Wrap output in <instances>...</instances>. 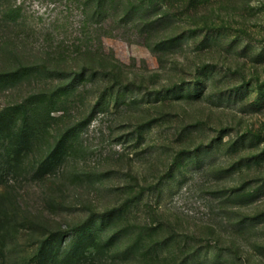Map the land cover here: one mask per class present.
<instances>
[{
	"label": "rangeland",
	"instance_id": "374dc122",
	"mask_svg": "<svg viewBox=\"0 0 264 264\" xmlns=\"http://www.w3.org/2000/svg\"><path fill=\"white\" fill-rule=\"evenodd\" d=\"M231 1L152 32L0 0V111L32 108L0 135V264H264V0Z\"/></svg>",
	"mask_w": 264,
	"mask_h": 264
},
{
	"label": "trees",
	"instance_id": "16d2710c",
	"mask_svg": "<svg viewBox=\"0 0 264 264\" xmlns=\"http://www.w3.org/2000/svg\"><path fill=\"white\" fill-rule=\"evenodd\" d=\"M224 1L230 4L233 3L231 0H224ZM87 3L88 2L82 5H84V7L88 9L91 7V9H93L91 13L92 15L100 14L103 16V14H105L107 11H109V9H111L113 13L111 16L112 20H115L114 17H116L117 14H118L117 17L121 18V20H126L124 19V17L127 18L128 17L127 14H129L132 9H133L132 12H134L136 10H139V7L143 5L145 7L144 12H149L148 13L149 16L156 18L155 20H153V22L150 23V25L152 26L150 28L152 29V32L153 30L157 28H162L167 23L166 21H164V19H161V17L157 18L156 16L157 14H155L154 12L155 8L161 9L163 11L162 15L164 14V15L176 16L181 13V15H185L187 18H190V16L192 15H201L203 11L205 10V7H206L205 4H208L207 7L210 6L209 8L211 11H213L212 13L214 12L216 13L220 11V0H91V3H92L91 5H88ZM114 11L115 12L117 11L118 13L115 15ZM172 11L176 12L177 14L173 13ZM18 12L19 10H17V8L15 9L8 8L7 12L2 11L1 16L3 17L6 14L8 15L11 13L18 14ZM85 12L86 11H84V13ZM127 21H130V19ZM206 25L207 23H205L204 26ZM104 56H105L104 54L98 53L96 54L94 58V60L97 61L96 63H98V65L102 67H106L105 65L101 64V60H103ZM116 69L117 68H113L112 70H109L110 73H107V70H106V75H109L110 79L112 78L117 79L118 77L116 75ZM15 75H16V72H11L5 77L10 78V77H14ZM194 78L198 79L199 75L195 74ZM30 105H31L30 103L26 104L24 102H18L0 111V135L5 134V133H11L14 130V128L18 127L20 124L25 125L27 120L30 118V112H32V108H29ZM17 114L21 117L19 121L15 119V115ZM64 140L65 139L60 140L57 144V147H61V145H63ZM53 155L55 154H52V156ZM92 236H93L92 233L83 234L80 240L84 238L92 239L93 238ZM82 242L83 241H81L80 244ZM91 242H92L90 246L91 248L95 249V247L99 245V243L96 244L94 239H92ZM80 250H81V253H83V250L85 249L81 248L80 246L79 247L76 246V248L74 249L75 254H78ZM49 256H50V259L53 257V260L55 259L56 261V256L54 258L53 250L48 252L47 257ZM47 257L45 254H43L44 259H47Z\"/></svg>",
	"mask_w": 264,
	"mask_h": 264
}]
</instances>
